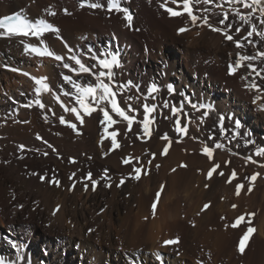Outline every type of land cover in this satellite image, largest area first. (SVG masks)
<instances>
[{"label": "bare ground", "instance_id": "1", "mask_svg": "<svg viewBox=\"0 0 264 264\" xmlns=\"http://www.w3.org/2000/svg\"><path fill=\"white\" fill-rule=\"evenodd\" d=\"M120 1L0 0V19L20 11L34 22L44 19L59 29L58 35L46 32L40 37L0 36V188L7 196L4 211L0 209V258L5 264H126L125 256L132 264H201L203 256H198L195 247L188 242L185 250L164 245V231L172 229L181 219V201L172 200V192L185 178H195L194 169H185L182 165L188 163L203 168L205 175L213 166L207 157L185 153L183 142L176 139L190 135L202 144L206 116L217 120L223 116L228 124H234L238 119L249 129L264 126L261 103L253 98V92L259 88L261 72L250 60L241 62L243 66L235 74L231 73V78L226 75L227 71L230 73L228 66L235 65L240 56H250L255 51L264 53V37L259 35L264 32V25L260 24L262 17L258 10L264 7V3L250 11L229 0H209L207 3L193 0L194 14L201 17L193 24L186 13L183 17H172L165 11V7H172L183 12L182 0L177 3L173 0H126L124 6ZM247 2L251 3V0ZM82 3L85 4L83 8L80 7ZM90 3L102 7L91 9L87 7ZM113 3L122 11L110 10ZM64 9L66 13L62 11ZM124 9L133 16L131 26L125 20ZM237 11L249 17L248 24L239 20ZM52 12L56 15H50ZM224 13H228L229 18L236 17V23L225 29L233 36V41L226 40L222 32H214L204 24L203 18L207 17L212 27L224 28L216 19ZM252 25H256L257 31L246 40ZM182 27L186 29L183 33L180 32ZM242 39L248 45L243 46ZM236 42L242 46L237 48ZM26 44L41 50L48 47L64 59L56 61L52 57L26 52ZM93 53L96 59L91 58ZM113 55L120 64L113 69L114 83L130 80L139 85L138 93L135 89H126L117 96L120 106L136 116L129 132L127 122L113 115L122 131L118 149H111L110 138L105 136L104 126L98 122L97 117L102 118L99 109L91 117L84 113L78 98L92 103L90 98L63 79L69 75L81 87L95 86L101 70L99 60H110ZM73 56L89 67L90 72L71 71V68L79 69L71 59ZM64 63L70 68L65 69ZM249 63L255 71L247 68ZM13 67L18 71H11ZM24 72L29 75H23ZM36 80L41 83L37 84ZM247 81L256 87L248 88ZM153 83L160 89L154 94L157 98L145 101L143 96ZM44 84L50 91L43 89ZM168 86L173 88L172 93L167 92ZM38 87L41 88L39 93L36 92ZM130 96L137 98L129 99ZM37 99L45 105L44 108L35 103ZM165 100L170 105L167 109L162 107ZM188 100L197 107L193 109ZM145 102L157 106L150 115L153 120L150 137L143 134V126L138 123L143 118L142 105ZM25 104L32 106L26 108ZM181 104L183 110L173 116L171 107H180ZM73 107L83 115V124L70 111ZM164 111L169 117L167 122L161 119ZM60 116L66 123H60ZM251 116L253 118L249 119ZM176 119L188 129L186 135L175 132ZM68 123H75L79 134L72 131ZM164 126L166 128L162 130ZM111 128H108L109 133L114 129ZM164 135L169 137L172 147L161 138ZM38 136L42 139H37ZM132 144L150 148L158 155L156 160L144 154L140 160L131 159L127 154ZM166 146L168 157L162 154ZM45 152L49 154L45 156ZM126 159L128 164L123 162ZM148 160L152 163L148 164ZM96 163L101 169L92 173V178L100 183L93 190L91 181L85 177L90 166ZM223 164L217 173L223 171L225 175L213 173L209 180L212 193L217 186L223 188L227 185L225 189L229 190L238 182L235 178L234 182L227 184L231 169ZM48 165L50 167L46 169ZM135 167L142 169L140 180L130 175ZM106 170L110 180L101 179ZM73 173L76 176L69 179ZM121 178L125 184L117 186ZM53 179L59 184L52 183ZM161 180L165 182L163 185H160ZM85 183L89 185L87 191L84 190ZM109 183L111 187L105 186ZM10 190L15 202H11ZM161 191L163 194L157 201V193ZM254 192L248 200L252 208L261 210L264 208V189ZM153 203L157 204L155 212L151 208ZM15 205L19 207L16 208L18 211L15 209L16 215L14 213L18 219L16 229L7 223L5 214ZM123 207L128 208L126 216L122 215ZM100 209L103 213L98 215ZM212 214L201 222L210 221ZM22 215L27 216L26 219ZM128 216H133L135 223H130ZM18 229L20 234H17ZM188 232L194 241L199 239V243L206 244L212 238V233L201 232L199 227ZM213 235L216 242L220 241L219 234ZM258 238H264V213ZM263 261L260 255L257 264Z\"/></svg>", "mask_w": 264, "mask_h": 264}, {"label": "rangeland", "instance_id": "2", "mask_svg": "<svg viewBox=\"0 0 264 264\" xmlns=\"http://www.w3.org/2000/svg\"><path fill=\"white\" fill-rule=\"evenodd\" d=\"M120 3L123 4L124 6L125 5L124 3L127 2L126 0H121ZM62 11L65 12V9ZM220 17L222 16H218L216 17V19L219 20ZM235 18H236L235 15L232 16V18H229V21H226V23L230 25L236 23ZM258 40L259 43H263L262 39H258ZM241 43L243 46L248 45L244 41V39H242ZM261 53L263 52L255 51L253 53H250V56L255 57V59H252L251 61L254 64V67L261 72L260 74L261 81L258 83L259 88L257 89V91L256 90L254 91L255 93L253 92L254 94L253 98L254 97L256 98V100L254 98L256 102L260 101L261 103L260 107H262V110L264 111V56H262ZM227 72L226 75L229 78H231L232 77L231 73L229 72L227 73ZM247 84L248 85L246 86L248 88L252 87V82L247 81ZM85 102L88 103V101ZM45 117L42 116L43 119ZM252 118L253 116L249 117V119ZM161 119L165 122L169 120V117L166 112L162 114ZM205 123L204 124L206 126L203 132V137L205 138V141L202 144H198L199 141L190 135L185 136L184 138L176 139L178 141L183 142V144L181 143L183 145L182 150L185 153L189 154L190 156H193L194 154V155L206 157L204 156V154H202L203 148L206 146L211 147L213 149V157L209 161L213 163L212 167H214L215 164L217 163L220 164V166H222V164L224 163L225 165L224 164L223 165L225 167L230 168L231 172L235 171L237 173V176L235 177L238 179L237 183H241L247 186H245L244 189H241V194L239 196L235 194V186L237 183L231 186L229 190L225 189L227 185L224 186L223 188L221 187V185L217 186L215 193H212V188L209 182L210 179L208 178V176H206L207 174L206 175L204 174L206 173V170H204L203 168L190 166L188 163H186L185 169L190 167L194 169L195 178L193 179L191 177L185 178L184 181H182L183 183H181V185H179L172 192V196H171L172 200L176 201L180 199L181 201L180 203L181 222L179 221L180 223L178 222L175 226L172 227V229L170 230L166 229L167 231L166 230L164 231V234L166 235L165 237L166 240L167 237L168 240L169 239L179 240V243L175 245H167V247L177 246L180 249L185 250V248L187 247L186 244L188 242V244L195 247L198 256H203L201 258L202 260L200 259L201 264L203 262H204L203 264H257L258 263L257 259L260 255L263 256L264 258V240H263L264 238H262L261 240L258 238L259 227L261 225V216L264 213V208L261 210L260 209L258 210V208H252L250 201L248 200V197L250 198L251 195L255 193L254 191L258 189L261 191L262 189H264V166H262L264 165V157L256 155L258 149L264 148V126L263 127L261 126V128L259 129L258 128L249 129L246 128V126H244L241 123L242 128L238 130L235 128L234 124H228L225 123L224 121L223 124H221L220 120H217L215 118L210 119L209 116H206ZM165 128L166 127L164 126L162 130H165ZM111 129L117 131L118 133L117 142L120 144L122 131L121 129H119V125L114 124L112 125ZM237 132H240L242 135H237ZM247 132H251L252 135L250 137L247 136L246 135ZM157 140L159 141L160 139L157 138ZM249 140L252 141L253 143H246V141ZM216 144H221L223 145V147L217 149L215 147ZM136 145L132 144L130 148V152L127 154L128 157H130L131 159L140 160L141 155L144 154L143 156L147 158L151 156L152 159H154L155 157L154 160H156L158 155L155 153V156H153L154 152H152L150 148L148 149L142 148ZM167 155L169 154L167 153L165 157H168ZM249 157H251V160L248 159ZM252 161H255V163H253ZM49 167L50 166L48 165L46 169H48ZM90 167L91 168L89 172L91 173H96L101 169V165H99L98 163H96V165L92 164ZM256 173H259L257 180L255 182H250L248 178ZM234 179L232 180V182H234ZM163 183H165L164 180H161L160 185H163ZM227 184L229 185L231 183H227ZM248 188H251V190L250 191L247 190ZM10 191L11 192L9 193V196H11L12 198L11 202H15L13 197L14 194L12 193V190ZM162 192L163 191L159 192V194L161 193L159 195V199L163 194ZM6 198L7 196L5 194V190L3 188H0V204H1L0 209L2 211H4V207H5L4 204ZM205 204L209 205V207L206 210H204ZM233 205H235L236 207L234 208ZM12 208L6 210L5 214L8 220L7 223L10 225V227H15L16 229L18 227L17 224L18 219L17 216H15L16 215L15 211L16 210L18 211L19 209L16 208L19 207L18 206L16 207L15 205ZM9 210L10 212H8ZM122 212H123L122 213L123 216L128 215V208L123 207ZM211 212H213V214L211 216L210 221H208L207 223L201 222L203 218ZM101 213H103V209H100L98 211V215H100ZM242 214L245 216V221H242L240 224L237 225L236 228H233L232 224ZM26 217L27 216L22 215V218L26 219ZM9 218L11 219V222ZM15 219L17 222L14 221ZM134 219L135 218L133 216H128V221H130V223H135ZM197 227L201 228V232L206 231L212 233V238L208 241V243L206 244L199 243V239L195 241L194 239H192L188 231L193 230ZM247 227H253L256 229V231L252 234L249 241L247 242L245 252L241 253L238 250V240L239 238H241L243 232L247 230ZM145 228H144L145 231H147L148 225L145 226ZM17 234H20L19 229L17 230ZM213 234H219L220 241L216 242L215 240L216 236ZM124 261L126 264H132V262L127 256L124 257ZM261 264H264V261Z\"/></svg>", "mask_w": 264, "mask_h": 264}, {"label": "snow or ice", "instance_id": "3", "mask_svg": "<svg viewBox=\"0 0 264 264\" xmlns=\"http://www.w3.org/2000/svg\"><path fill=\"white\" fill-rule=\"evenodd\" d=\"M196 3H201V0H195ZM204 3L209 2V0H203ZM230 3H240L242 4L244 9H248V10H256L257 6L264 3V0H251V3L247 2V0H229ZM173 3H177V0H173ZM183 3V12L181 11H176L173 10L172 7H165V11L172 17H183L184 14H187V17L190 18L191 22L193 24H195L199 19H201V17H199L198 15L194 14V9H193V0H182ZM163 6V5H162ZM81 8L85 7V4H81L80 5ZM87 7L91 8V9H98L101 8L102 5L98 4V3H90L87 5ZM111 8H115L116 11H122L115 3H113L112 5H110V10ZM261 12V20H260V24L264 25V7H259L258 9ZM67 11V10H65ZM124 12V16H125V20L127 21L128 26H131L133 23V16L126 10H123ZM50 15L55 16L56 13L52 12L50 13ZM236 15L239 17V20L242 21L244 24H248L249 23V17L240 14L239 11H237ZM234 19V18H233ZM204 20V24L208 25L209 27H211L212 31L217 32V33H223L224 38L228 41H233V36L231 34H229L227 31H225L226 28L231 27L230 24L226 23V21L229 20V15L228 13H224V15L222 17L219 18L218 23L220 25H224V28L221 27H212L211 23L209 22V19L207 17L203 18ZM0 36H7V37H11V36H23V37H28V36H34V37H40L43 36L44 33L46 32H50V33H55V34H59V29L54 27L52 23L47 22L44 19H41L39 21H33L32 19L26 18L24 16H22L20 13H16L15 15L12 16H4L2 19H0ZM236 30H239L238 28ZM186 29L185 28H180V32L183 33L185 32ZM257 28L256 25H252V29L251 31H247V36L245 37V39L247 40L248 37H252L254 33H256ZM259 35H261L262 37H264V32H260ZM41 43H43V41H41ZM249 43H251V41H249ZM242 45L239 42H236V47L239 48ZM26 52H32L35 53L37 56H48V57H52L53 59H55L56 61H62L64 59L63 56L61 55H57L55 54L53 51H50L48 49V47H44L42 50L32 44H26L25 45V49ZM92 49H89V52H91ZM262 56H264V53H261ZM92 59H96V55L95 53H93ZM71 59L75 60V64L79 65V69H75V68H71L70 70L73 72H84V73H88L90 72V68L89 67H85L84 64L81 63V60L79 58H76L75 56L71 57ZM252 59H255V57L253 56H246V55H242L240 56L239 60L235 62V65H229V71L232 74H235L237 72V70L239 68H241L243 65L241 62L243 61H250ZM99 65H100V71L98 73V75L96 76V81H95V86H88V87H81L80 85H77L73 82L72 77L69 75H65L63 77L64 81L72 84L73 87H75L77 89V92H81L86 94L92 103H86L83 99H79L78 98V102L80 104V106L82 107L84 113H86L89 117H91L93 115L94 112H97V108L99 109V112L102 113V118L97 117L98 122L100 125H103V131L105 136H107L108 138H110L111 141V149H118L120 148V144L117 142V131L113 130L111 133L108 132V128L111 127L114 124L118 123L117 119L113 118V115H115L116 117L122 119L123 121L127 122V130L129 132L132 131L133 128V123L136 121V116L135 115H131L128 114V112L125 110V108L120 106V103L117 100V96L120 93H124L125 90H132L135 89L136 92H139V85L133 83L132 81H127L124 83H120V82H115L114 83V75H113V69L114 68H118L120 67L119 61L117 59L116 56H112L111 59H101L99 60ZM63 67L65 69H69L70 65L68 63H64ZM247 68L252 69L253 71H255V69L253 68L252 64H247ZM11 71L13 72H17L18 69L13 67L11 68ZM23 75L28 76L29 74L27 72H24ZM105 78L107 79V82H105ZM35 79V78H34ZM37 84H40L41 81L40 80H36ZM253 88L256 87L255 84L252 85ZM43 89L45 91H50V89L48 88L47 84L43 85ZM115 89V90H114ZM41 91V88H37L36 92L39 93ZM99 91V95H97ZM160 89H158L157 85L155 83H153L151 85V87L148 89L147 91V95L143 96V99L145 101L148 100H156V95L159 93ZM174 90L171 86H168L167 88V92L168 93H172ZM65 95H68V93H65ZM183 95V94H181ZM137 97H129V99H136ZM185 99H187V97H185ZM35 103L40 107V108H44L45 105L43 103H41L40 100H36ZM188 103L191 104V107L193 109H195L197 107V105L195 103H192L190 100H188ZM92 104H95L96 106H92ZM102 105V106H101ZM31 104H25L24 107H31ZM169 101L165 100L163 101L162 107L167 109L169 108ZM204 106L201 105V108H203ZM68 110V109H66ZM157 110V106L155 104H149L147 102L143 103L142 105V111H143V118L142 120L138 121L139 124H142V132L144 135L146 136H151L152 135V131L150 130V125L153 123V120L150 119V115L152 113H154ZM171 113L173 116L178 115L182 110H183V105L181 104L180 107H176V106H172L171 107ZM70 111L72 113H75V118L76 120L79 121L80 124L84 123V117L83 115L77 110V108L73 107L70 109ZM45 119H47V117H45ZM220 122L221 124H223L224 121V117L221 116L220 118ZM59 121L61 124L66 123L65 119L63 116L59 117ZM234 125L236 129H241L242 128V124L238 119L234 120ZM68 127L74 131L77 132V134H79V132L77 131V125L75 123H68ZM188 129L186 127H182L181 126V120L180 119H176L175 120V132L179 133V134H187ZM237 135H242L240 132H237ZM247 136H251L252 133L251 132H247L246 133ZM163 140L168 141L169 145L171 144V141L169 140V137L167 135H164L161 137ZM37 139H42V137H37ZM45 143H47L45 141ZM246 143H253L252 141H246ZM49 147L51 148L52 146L49 145ZM215 147L217 149L223 147V145L221 144H216ZM24 146L21 145V150H23ZM54 150V149H53ZM168 153V147H164L162 150V154L166 155ZM49 153L45 152L44 155L47 156ZM107 154V153H105ZM203 154L211 159L213 157V149L211 147H204L203 148ZM257 156H262L264 157V148H260L257 150L256 153ZM153 156H155V154H153ZM248 159L251 160V157H249ZM125 164L129 163V160L126 159L123 161ZM253 163H255V161H252ZM72 163H75V161L73 160ZM148 164L152 163V160H148L147 161ZM157 167H159V165H156ZM184 167H186V165H182ZM264 166V165H262ZM220 164H215L214 167H212L208 173L207 176L209 179L212 178L213 173H217V170L220 169ZM141 167H135L132 169V173H130L131 177L136 179V180H140L141 179ZM173 171H175V169H173ZM134 173V175H133ZM220 176H224L225 173L223 171H219L217 173ZM76 176V173H73L72 176L69 177V179H73ZM237 176V173L235 171L231 172V176L229 178H227V182L228 183H232V180ZM259 176V173L253 174L252 176H250L248 179L250 182H255L257 180ZM85 179L87 181H91V186L92 189L95 190V188L99 185V181L97 180H93L92 178V173L89 172L87 174V176L85 177ZM101 179H108L110 180L111 177L108 176L107 170L104 173V176L101 177ZM54 184H59L58 180L53 179L51 181ZM125 184V180L123 178H121L119 180V183L117 186H121ZM105 186L107 187H111L112 185L106 184ZM73 187H75V185H73ZM89 188V185L87 183L84 184V190L87 191ZM245 185L241 184V183H237L235 186V194L237 196H239L241 194V189H244ZM247 190H251V188H248ZM159 193H157V201L159 200ZM209 207L208 204L204 205V210H206ZM233 207L235 208L236 206L233 205ZM151 208L153 210V212H155L156 208H157V204L153 203L151 205ZM56 211H59V208H57ZM55 215V212L53 213ZM254 215V214H253ZM242 221H245V216L242 214L240 215L237 220L232 224L233 228H236L238 224H240ZM256 231L255 228L253 227H247V230L243 232L241 238H239L238 240V250L241 253L245 252V248L247 245V242L249 241L250 237L252 236V234ZM9 243H12L11 241H9ZM179 243L178 239H169L164 241V244L167 245H175ZM13 247H17V245L15 243H12ZM0 264H5V260L3 258H0Z\"/></svg>", "mask_w": 264, "mask_h": 264}]
</instances>
